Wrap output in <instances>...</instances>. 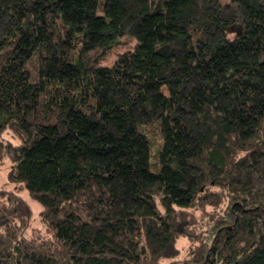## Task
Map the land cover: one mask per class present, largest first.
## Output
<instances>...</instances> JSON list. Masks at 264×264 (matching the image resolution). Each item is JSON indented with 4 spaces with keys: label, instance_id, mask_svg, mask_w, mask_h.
<instances>
[{
    "label": "trees",
    "instance_id": "16d2710c",
    "mask_svg": "<svg viewBox=\"0 0 264 264\" xmlns=\"http://www.w3.org/2000/svg\"><path fill=\"white\" fill-rule=\"evenodd\" d=\"M5 160L0 264H264V0H0Z\"/></svg>",
    "mask_w": 264,
    "mask_h": 264
},
{
    "label": "rangeland",
    "instance_id": "374dc122",
    "mask_svg": "<svg viewBox=\"0 0 264 264\" xmlns=\"http://www.w3.org/2000/svg\"><path fill=\"white\" fill-rule=\"evenodd\" d=\"M221 1L227 2L228 0H221ZM232 33L233 32L228 33L229 38L232 37ZM9 166H10V163L6 160L3 162H0V187H3L7 190H11L13 188L12 184L8 183V181L6 179V174H7V171L9 169ZM6 182L8 184H5ZM20 196H22L25 199L28 206L30 207L33 226H38V224H36V223H37V220L39 218V211L41 210L40 204L36 200L31 199L25 190L20 192ZM207 210H209V208H207ZM206 222H207V220H204V223H206ZM191 245H193V244L191 242H189L186 238L180 239L178 246L180 248V254L181 255H180V258L178 260H181L184 258V256L187 253V249Z\"/></svg>",
    "mask_w": 264,
    "mask_h": 264
}]
</instances>
